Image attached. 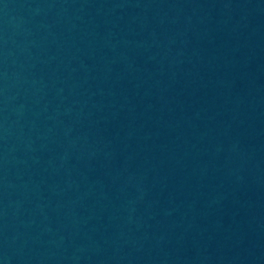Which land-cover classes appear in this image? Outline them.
I'll use <instances>...</instances> for the list:
<instances>
[{"label": "water", "instance_id": "obj_1", "mask_svg": "<svg viewBox=\"0 0 264 264\" xmlns=\"http://www.w3.org/2000/svg\"><path fill=\"white\" fill-rule=\"evenodd\" d=\"M0 264H264V0H0Z\"/></svg>", "mask_w": 264, "mask_h": 264}]
</instances>
